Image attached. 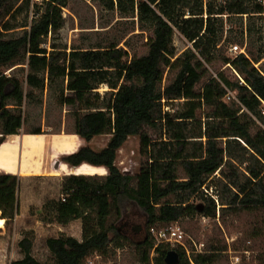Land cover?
I'll use <instances>...</instances> for the list:
<instances>
[{"label": "trees", "instance_id": "obj_1", "mask_svg": "<svg viewBox=\"0 0 264 264\" xmlns=\"http://www.w3.org/2000/svg\"><path fill=\"white\" fill-rule=\"evenodd\" d=\"M96 1L121 18L137 17L128 32L135 23L149 32L146 53L130 56L106 33L87 46L56 41L70 0H0V146L22 129L24 105L42 104L46 90L67 107L81 138L110 135L103 147L84 144L64 156L73 166L89 163L108 172L69 174L59 197L46 202L44 221L68 226L80 220L81 238L51 235L48 255L40 258L25 235L18 243L22 255L11 264H87L128 246L139 264H168L170 250L178 252L177 264H218L227 244L212 240L188 254L183 245L162 243L153 253L149 228L197 215L216 218L218 211L221 217L264 211V0ZM235 19L243 21L241 48L248 41L244 52L228 56L222 42H238L231 37ZM176 31L191 43L179 55ZM26 63L25 79L6 72ZM103 85L108 88L101 92ZM176 101L181 109H172ZM132 136L141 154L134 173L117 164ZM7 181L0 172V184ZM131 207L144 225L129 234L122 225ZM257 259L264 264V252Z\"/></svg>", "mask_w": 264, "mask_h": 264}, {"label": "rangeland", "instance_id": "obj_2", "mask_svg": "<svg viewBox=\"0 0 264 264\" xmlns=\"http://www.w3.org/2000/svg\"><path fill=\"white\" fill-rule=\"evenodd\" d=\"M24 16L25 12L19 20L22 21ZM64 16L67 19L66 25L61 29L56 41L61 39L69 47L87 46L106 33V36L120 39L119 46L127 49L130 56L134 53L142 55L147 52L146 41L149 32L141 33L137 23H135L136 30L128 32L133 28L134 21H138L137 17L136 20L132 17L121 18L118 12H110L96 0H70V5L64 8ZM235 20H238L235 26L238 25V29L234 28L232 34L236 36L231 37L236 38L238 42L230 44L222 42L221 53L228 56L239 53V50L232 52L234 45H242L239 41L243 21ZM244 21H247V18ZM229 28L230 23L226 20L225 36L229 34ZM126 41L129 43L127 44ZM247 41V37L244 38L245 46ZM174 42L177 55L191 45L179 31H176ZM245 46L243 49L246 50ZM221 64L219 61L216 66L219 67ZM22 66L23 69L16 65L8 68L6 72L19 74L25 79L29 66L27 63ZM216 66L211 65V71L214 73ZM107 88V85H103L99 90L103 92ZM50 93L48 90L45 91L43 103L40 105H24L26 118L22 129L17 134H10L0 146V172L8 174V181L0 184V264H11L12 260L22 255L18 243L25 235L33 239L34 253L40 258L48 255L45 240L51 235L68 233L81 238L80 220L68 226L44 221L43 217L47 211L46 202L59 197L62 180L69 174L84 173L101 176L108 172L106 166L89 163L73 166L65 162V155L77 151L84 144H90L92 147L105 146L110 135L97 136L89 142L81 138L75 133L74 121L67 107L59 104ZM173 103L174 110L183 107L180 101ZM37 127H41V132H34ZM120 159L125 160L122 166ZM140 161L139 138L129 137L117 158V164L123 171L134 173L139 169ZM178 224L186 232V244L191 252L204 251L207 244L214 240L228 245L218 264L227 261L232 255L240 257L239 264H263L257 259L259 253L264 252V211L262 210L229 211L222 217L218 211L216 218L197 215L185 218ZM138 225H144V220L138 211L131 207L123 221V229L132 234ZM134 250L132 246H128L119 249L114 257L94 255L90 259L94 264H139Z\"/></svg>", "mask_w": 264, "mask_h": 264}, {"label": "built area", "instance_id": "obj_3", "mask_svg": "<svg viewBox=\"0 0 264 264\" xmlns=\"http://www.w3.org/2000/svg\"><path fill=\"white\" fill-rule=\"evenodd\" d=\"M231 50L232 52H238V50L239 52L243 51L242 49H239V45H234ZM235 93L236 92L229 91L228 96H235ZM149 237L154 242L153 253L155 248L162 243H170L171 245H183L187 253H191L186 244V232L180 227L178 223H171L166 226L153 224L149 228ZM240 262L241 259L238 255H232L227 261H224L221 264H239ZM87 264H94V262L93 260L88 259ZM191 264L196 263H194V261H192L191 259Z\"/></svg>", "mask_w": 264, "mask_h": 264}, {"label": "water", "instance_id": "obj_4", "mask_svg": "<svg viewBox=\"0 0 264 264\" xmlns=\"http://www.w3.org/2000/svg\"><path fill=\"white\" fill-rule=\"evenodd\" d=\"M179 260V254L175 250H170L166 255V262L168 264H177Z\"/></svg>", "mask_w": 264, "mask_h": 264}, {"label": "bare ground", "instance_id": "obj_5", "mask_svg": "<svg viewBox=\"0 0 264 264\" xmlns=\"http://www.w3.org/2000/svg\"><path fill=\"white\" fill-rule=\"evenodd\" d=\"M123 147H124V145L120 147V149H119V151H118V156H117V157H119L120 154L122 153V151H123ZM124 164H125V160H124V159H120V165L122 166V165H124Z\"/></svg>", "mask_w": 264, "mask_h": 264}, {"label": "crops", "instance_id": "obj_6", "mask_svg": "<svg viewBox=\"0 0 264 264\" xmlns=\"http://www.w3.org/2000/svg\"><path fill=\"white\" fill-rule=\"evenodd\" d=\"M240 47V46H239ZM240 49H242L243 51L242 52H244L245 51V49H243V47L242 48H240Z\"/></svg>", "mask_w": 264, "mask_h": 264}]
</instances>
